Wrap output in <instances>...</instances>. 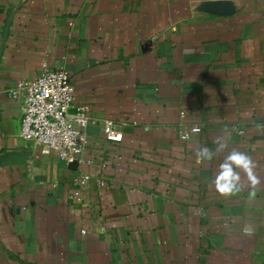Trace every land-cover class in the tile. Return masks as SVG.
I'll use <instances>...</instances> for the list:
<instances>
[{
    "label": "crops",
    "instance_id": "crops-1",
    "mask_svg": "<svg viewBox=\"0 0 264 264\" xmlns=\"http://www.w3.org/2000/svg\"><path fill=\"white\" fill-rule=\"evenodd\" d=\"M44 64L90 109L77 170L20 135ZM220 137L253 196L195 163ZM0 264H264V0H0Z\"/></svg>",
    "mask_w": 264,
    "mask_h": 264
},
{
    "label": "built area",
    "instance_id": "built-area-1",
    "mask_svg": "<svg viewBox=\"0 0 264 264\" xmlns=\"http://www.w3.org/2000/svg\"><path fill=\"white\" fill-rule=\"evenodd\" d=\"M20 105L21 137L41 147L43 153H56L68 163L80 162L89 145L87 128L93 123L90 109L75 102V86L66 68L48 64L34 80H21L10 90ZM103 131L112 142H122L124 133L113 120H105ZM190 132H183L187 140ZM88 174L75 176V184L90 181Z\"/></svg>",
    "mask_w": 264,
    "mask_h": 264
},
{
    "label": "clouds",
    "instance_id": "clouds-1",
    "mask_svg": "<svg viewBox=\"0 0 264 264\" xmlns=\"http://www.w3.org/2000/svg\"><path fill=\"white\" fill-rule=\"evenodd\" d=\"M214 145L212 149L201 146L194 153L197 165L213 166L212 174L207 177L208 186L225 197L241 193L245 188L249 189V196H253L260 179L254 173L255 165L248 153L232 147L224 137L217 138Z\"/></svg>",
    "mask_w": 264,
    "mask_h": 264
},
{
    "label": "water",
    "instance_id": "water-1",
    "mask_svg": "<svg viewBox=\"0 0 264 264\" xmlns=\"http://www.w3.org/2000/svg\"><path fill=\"white\" fill-rule=\"evenodd\" d=\"M70 166L73 170H77L78 166H79V162L78 161H73L70 163Z\"/></svg>",
    "mask_w": 264,
    "mask_h": 264
}]
</instances>
